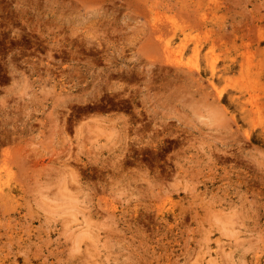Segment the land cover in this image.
<instances>
[{"label": "rangeland", "instance_id": "1", "mask_svg": "<svg viewBox=\"0 0 264 264\" xmlns=\"http://www.w3.org/2000/svg\"><path fill=\"white\" fill-rule=\"evenodd\" d=\"M0 264H264V0H0Z\"/></svg>", "mask_w": 264, "mask_h": 264}, {"label": "bare ground", "instance_id": "2", "mask_svg": "<svg viewBox=\"0 0 264 264\" xmlns=\"http://www.w3.org/2000/svg\"><path fill=\"white\" fill-rule=\"evenodd\" d=\"M155 26H156V25L153 24V28H152L153 31H156L157 26H156V27H155ZM157 29H158V28H157ZM158 30H159V29H158ZM167 49H168V46L165 45V52L167 51ZM1 206H2V205H1ZM48 206H49V205H48ZM49 207H50V206H49ZM52 208H53V207H52ZM50 210H51V209H50ZM51 211H52V210H51ZM54 212H55V211H54ZM106 214H107V213H106ZM107 215H108V214H107ZM109 222H110V221H109ZM97 227H98V226H97ZM87 229H88V228H87ZM87 229H86V230H87ZM98 229H99V228H98ZM77 231H78V229H77ZM77 231H76V232H77ZM80 231H81V230H80ZM80 231H79V232H80ZM89 232H90V231H89ZM87 233H88V232H87ZM90 233H91V232H90ZM91 234H92V233H91ZM95 234H96V233H95ZM261 234H262V233H261ZM82 235H83V233H82ZM92 235H93V234H92ZM80 236H81V235H80ZM85 236H86V235H85ZM81 237H82V236H81ZM81 237H80V239H81ZM89 237H90V236H89ZM96 237H97V236H96ZM73 241H74V240H73ZM73 241H72V242H73ZM75 241H76V240H75ZM79 242H80V241H79ZM89 242H90V241H89ZM91 243H93V242H91ZM106 243H107V242H106ZM79 244H80V243H79ZM79 244L77 243V245H79ZM83 245H84V243H83ZM86 245H87V244H86ZM72 246H74V245H72ZM89 246H90V245H89ZM92 246H93V245H92ZM78 247H79V246H78ZM79 248H80V247H79ZM93 248L95 249V247H93ZM71 249H72V248H71ZM74 249H76V248H74ZM84 249H85V248H84ZM76 250H77V249H76ZM76 250H75V251H76ZM78 250H79V249H78ZM78 250H77V251H78ZM84 251H85V250H84ZM87 251H89V250H87ZM152 251H153V250H152ZM92 252H93V251H92ZM96 252H97V250H96ZM89 254H90V253H89ZM96 254H97V253H96ZM85 256H86V255H85ZM87 256H89V255H87ZM85 258H86V257H85Z\"/></svg>", "mask_w": 264, "mask_h": 264}]
</instances>
